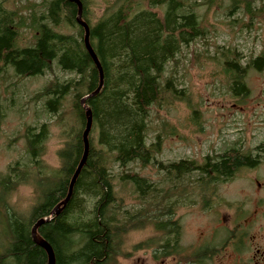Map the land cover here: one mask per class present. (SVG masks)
<instances>
[{
    "label": "trees",
    "instance_id": "trees-1",
    "mask_svg": "<svg viewBox=\"0 0 264 264\" xmlns=\"http://www.w3.org/2000/svg\"><path fill=\"white\" fill-rule=\"evenodd\" d=\"M78 1L82 4L81 20L89 28L90 47L103 72V85L94 97L90 96L99 86V74L84 47V30L77 24L74 3L41 0L22 8L28 11L24 16L21 10H6L0 5V70L11 68L16 76L30 78L51 72L55 64L72 76L63 81L54 78L37 93L61 141L55 153L58 167L50 169L42 160L50 126H28L23 134L26 162L9 166L0 177V214L6 220L4 231L8 238L0 264H47L44 250L31 238V229L40 220L47 221L37 227V237L50 245L55 264H116L125 236L148 226L153 227L157 238L142 247L154 249L153 260L178 256L181 227L173 219L174 209L176 199L183 201L190 194L183 179L195 177L189 183L193 184L191 193L205 200L217 185L231 181L242 169L256 168L264 159V154L230 148L219 155L206 156L201 163L158 162L162 139L156 136L150 144L146 139L150 110L176 102L189 104L188 95L177 89L175 80L165 77L166 67L204 31L183 0H141L150 9L140 8V3L134 8L130 0H117L116 7H107L95 23L89 20L87 0ZM252 2L230 0L228 11L234 13L240 5L250 9ZM23 29L31 30V45H19ZM221 56L232 98H246L247 72L263 71L264 55L243 66L234 50ZM85 97L92 120L85 164L68 202L50 217L65 200L69 182L84 154L86 115L81 101ZM190 109L195 117L198 111ZM257 150L264 153V144ZM133 163L162 172L169 185L167 190L131 172L111 174V166L125 170ZM115 178L120 186L132 188L135 201L141 205L139 209L123 210ZM22 185H31L37 196L26 220L7 203L10 194Z\"/></svg>",
    "mask_w": 264,
    "mask_h": 264
},
{
    "label": "rangeland",
    "instance_id": "rangeland-1",
    "mask_svg": "<svg viewBox=\"0 0 264 264\" xmlns=\"http://www.w3.org/2000/svg\"><path fill=\"white\" fill-rule=\"evenodd\" d=\"M183 1L185 8L195 14L204 35L181 49L175 61L167 65L165 77H172L177 89L183 90L190 102L151 108L147 144L160 136L162 151L156 160L164 165L181 160L201 163L206 156L219 155L230 148L263 155L257 148L264 144V69L247 72L244 83L249 95L235 99L230 94L221 55L227 50L236 51L242 66L264 55V0H253L250 9L240 5L234 13L228 11L230 0ZM130 2L134 8L140 3V8L150 9L144 1ZM32 3L39 4L41 0H0L6 10H21L22 16L28 14L22 8ZM116 4L117 0H87L91 23L100 19L107 7L115 8ZM32 37L30 29H23L19 45H31ZM71 77L55 64L51 72L30 78L16 76L11 68L0 70V177L9 166L26 162L23 134L28 126H50L51 135L42 160L50 169L58 167L55 153L61 141L37 93L54 78L63 81ZM189 107L198 111L195 117ZM123 171L137 174L164 191L169 186L163 173L153 166L141 168L133 163L125 170L111 166L114 176ZM194 180L193 176L183 179L184 185H189L190 194L183 201L176 199L173 219L181 227L178 256L153 260L154 249L142 247L157 238L153 227L148 226L125 236L116 264H193L196 250L218 254L214 261L202 264H233L236 246L226 243V239L242 236L245 240H264V215L256 217L257 211H264V159L256 168L242 169L231 181L217 185L205 200L191 193L193 184L189 183ZM256 182L262 186L258 187ZM114 185L117 195L123 198V210L133 212L141 207L130 186H120L117 178ZM36 202L31 185L17 187L7 200L8 206L23 220L28 219ZM253 218L257 219L250 224ZM5 225L6 220L0 214V254L8 246ZM212 236L216 240H201Z\"/></svg>",
    "mask_w": 264,
    "mask_h": 264
},
{
    "label": "water",
    "instance_id": "water-1",
    "mask_svg": "<svg viewBox=\"0 0 264 264\" xmlns=\"http://www.w3.org/2000/svg\"><path fill=\"white\" fill-rule=\"evenodd\" d=\"M72 3H74L76 6H77V9H78V15H77V23L84 29V47L87 51V53L89 54L90 58L92 59L96 69L98 70V74H99V86L97 88V90L90 96V97H94L96 96L100 90H101V87L103 85V72H102V69H101V66H100V63L98 62L97 60V57L95 56L93 50L91 49L90 47V44H89V29L87 27V25L85 23H83L81 21V16H82V4L78 1V0H68ZM86 99L87 97H85L82 101H81V107L82 109L84 110L85 112V115H86V125H85V129H84V132H83V135H82V138H83V144H84V154H83V157L69 183V187H68V193H67V196L65 198V200L63 201L62 204H59L55 210L50 214V217L54 216V215H57L60 211V207L61 205L64 206L70 196H71V193H72V189H73V186L75 184V181L80 173V170L81 168L84 166L85 164V160H86V156H87V153H88V141H87V138H88V135H89V132H90V129H91V123H92V120H91V112L90 110L88 109V107L86 106ZM47 220H40L38 221L31 229V238H32V241L37 245L39 246L42 250H44L45 254H46V257H47V264H55V257H54V253H53V250L52 248L50 247V245L48 243H46L45 241H43L42 239L38 238L37 237V227H39L40 225H42L43 223H45Z\"/></svg>",
    "mask_w": 264,
    "mask_h": 264
},
{
    "label": "flooded vegetation",
    "instance_id": "flooded-vegetation-1",
    "mask_svg": "<svg viewBox=\"0 0 264 264\" xmlns=\"http://www.w3.org/2000/svg\"><path fill=\"white\" fill-rule=\"evenodd\" d=\"M257 186H262L261 183L256 182ZM264 215V211H257L256 217ZM257 218H253L252 224ZM201 240H216L213 236L206 237ZM229 244L236 246L237 256L233 264H264V240H245L244 237L238 236L226 239ZM217 252L204 251L200 253L195 251L193 254V264H202L205 261H214Z\"/></svg>",
    "mask_w": 264,
    "mask_h": 264
},
{
    "label": "bare ground",
    "instance_id": "bare-ground-1",
    "mask_svg": "<svg viewBox=\"0 0 264 264\" xmlns=\"http://www.w3.org/2000/svg\"><path fill=\"white\" fill-rule=\"evenodd\" d=\"M82 21V20H81ZM84 23V22H83ZM78 24V23H77ZM79 25V24H78ZM80 26V25H79ZM81 27V26H80ZM88 27V26H87ZM89 29V28H88ZM84 30V29H83ZM84 41V40H83ZM77 169V168H76ZM76 171V170H75ZM75 173V172H74ZM74 175V174H73ZM73 177V176H72ZM72 179V178H71ZM71 181V180H70ZM70 183V182H69Z\"/></svg>",
    "mask_w": 264,
    "mask_h": 264
}]
</instances>
